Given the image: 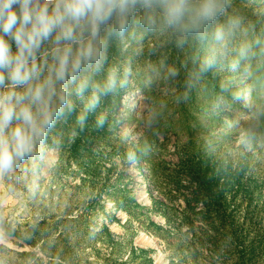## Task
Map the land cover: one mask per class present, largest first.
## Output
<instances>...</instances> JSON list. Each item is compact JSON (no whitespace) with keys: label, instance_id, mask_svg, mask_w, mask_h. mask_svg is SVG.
Listing matches in <instances>:
<instances>
[{"label":"rangeland","instance_id":"1","mask_svg":"<svg viewBox=\"0 0 264 264\" xmlns=\"http://www.w3.org/2000/svg\"><path fill=\"white\" fill-rule=\"evenodd\" d=\"M233 6L264 32V0ZM197 51L162 36L112 41L126 87L0 178V264H264V117L231 97L250 91L264 108V57L189 87Z\"/></svg>","mask_w":264,"mask_h":264},{"label":"clouds","instance_id":"2","mask_svg":"<svg viewBox=\"0 0 264 264\" xmlns=\"http://www.w3.org/2000/svg\"><path fill=\"white\" fill-rule=\"evenodd\" d=\"M146 35L202 50L188 57L190 68L185 64L189 87L219 66L234 71L264 57V32L256 33L233 0H0V178L40 156L73 114L82 130L104 98L118 95L130 68L109 63L110 45ZM168 74L178 73L173 67ZM249 95L231 93L259 120L264 108ZM106 120L98 114L96 126ZM127 158L136 159L134 153Z\"/></svg>","mask_w":264,"mask_h":264},{"label":"bare ground","instance_id":"3","mask_svg":"<svg viewBox=\"0 0 264 264\" xmlns=\"http://www.w3.org/2000/svg\"><path fill=\"white\" fill-rule=\"evenodd\" d=\"M141 194H142V193L139 192V197H140V198H141V196H140ZM142 196H143V195H142ZM142 198H143V197H142ZM2 239H3V238L0 237V241H2Z\"/></svg>","mask_w":264,"mask_h":264},{"label":"trees","instance_id":"4","mask_svg":"<svg viewBox=\"0 0 264 264\" xmlns=\"http://www.w3.org/2000/svg\"><path fill=\"white\" fill-rule=\"evenodd\" d=\"M10 233V232H9Z\"/></svg>","mask_w":264,"mask_h":264}]
</instances>
